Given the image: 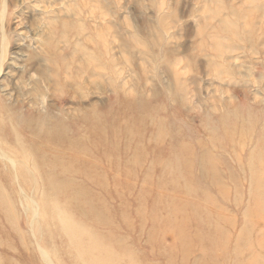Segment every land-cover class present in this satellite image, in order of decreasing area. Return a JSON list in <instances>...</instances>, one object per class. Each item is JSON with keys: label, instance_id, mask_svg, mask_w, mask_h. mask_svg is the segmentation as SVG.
<instances>
[{"label": "rangeland", "instance_id": "1", "mask_svg": "<svg viewBox=\"0 0 264 264\" xmlns=\"http://www.w3.org/2000/svg\"><path fill=\"white\" fill-rule=\"evenodd\" d=\"M96 52L100 62L89 63V57ZM130 97L163 107L158 118L170 121L173 135L180 128L195 150L201 144L211 148L215 131L218 138L222 137L223 118L225 125L231 127L236 121L238 128L242 127L241 118L252 116L253 121H264V0H0V118L13 126L29 147L44 151L25 129L28 125L59 124L69 137L82 136V127L92 121V116L110 123L112 113L119 108V98ZM248 111L253 114L248 115ZM263 125L254 130L256 136L250 142L235 146L234 152L212 149L214 155L225 159L216 171L221 178L218 187L226 196L218 197L215 187L205 181L195 183V200L191 199L193 193L183 189L181 200L188 206L208 208L212 205L209 199L214 197V201L226 205L225 215L231 219L226 226L219 225V233H208L206 222L211 215L188 220L183 215L180 219L174 217L169 230L175 228L176 233L179 226L185 229L181 240L188 244L175 246L171 232L157 234L148 224L138 229V218L132 215V230L140 242L137 248L148 260L153 264H264V200L257 192L260 185L256 184L259 187H255L258 190L251 199L254 206L247 198L253 188L251 176L264 182V168L247 173V167L241 168L234 161L242 159L245 166L244 160L250 155L257 160L264 158L260 149ZM41 131L39 128L38 134ZM6 149L15 152L14 145L0 144V150ZM119 151L124 153L123 149ZM14 157L13 170L20 165L33 169L27 158L15 153ZM119 163L117 172L124 175L127 166ZM129 170L134 174V180H130L136 185V198L138 190L146 185L142 178L145 169ZM229 170L237 180L230 179ZM154 175L160 177L161 173L154 171ZM7 181L17 196L14 227L27 235L37 250L41 242L32 236L33 216L26 207L30 191L19 192L22 187L15 185L17 176L13 184ZM151 190L152 194L157 190L155 184L148 192ZM238 194H242L244 202L235 210L231 205L239 199ZM143 200L146 208L153 203ZM247 206L250 211L245 216ZM190 225L199 233L195 234ZM148 235L157 239L152 247H160L162 256H156L158 252L150 246ZM213 236L215 241L228 236L227 247L213 246ZM9 240L13 248L18 247L17 240ZM19 254L9 256L16 259ZM39 258V264H45Z\"/></svg>", "mask_w": 264, "mask_h": 264}, {"label": "bare ground", "instance_id": "2", "mask_svg": "<svg viewBox=\"0 0 264 264\" xmlns=\"http://www.w3.org/2000/svg\"><path fill=\"white\" fill-rule=\"evenodd\" d=\"M88 61L98 64L100 56L97 52L93 53ZM118 102L119 108L111 115L112 123H107V120L100 116H92V121L82 127V136L69 137L66 129L59 124H44L43 126L34 124L25 127L32 139L40 142L44 151L29 147L20 138L17 130L0 118V144L15 146V152L7 149V151L0 150L3 154V159L0 161V264H39V257H42L45 264H153L146 258L145 253L137 248L140 242H137L136 231L132 230L134 227L133 224L131 225L133 216V218H138V225L140 224L138 229H142L144 225L148 224L157 234L167 230L171 232L175 246L183 244L186 247L188 244L181 240V236L186 234L185 229L180 230L179 226L176 233L175 228L169 230L174 217L180 219L183 215L188 220L190 217L199 215H211L207 217L206 222L208 233L211 235L213 230L215 233L221 230L219 225L226 226L231 217L225 215L226 205L214 201L215 197L207 196L212 198L209 199L212 205L203 209L198 205L201 207L199 209L195 204L188 206L187 202L181 200V194L183 189H187L185 191L193 193L191 199L195 200L198 197L195 193V183L205 181L215 187L218 197L226 196L227 194L218 187V180L221 178L216 171L218 166L225 164V159L214 155L212 149L234 152L235 146L248 143L251 138L256 136L254 130L259 125H263L264 121L258 119V121L255 119L253 121L250 119L252 116L246 120L241 118L238 122L242 127L238 128L236 121L230 127L225 125V118H223L221 121L223 124L222 137L218 138L215 131L212 136L211 148L201 144L199 150H195L190 146L178 126L175 128L179 130L175 131L176 133L173 135L174 128L170 125L171 123L169 124L170 121L164 122L158 118L163 107L152 106L143 98H119ZM236 114L240 115L239 112ZM252 114V111H248V115ZM39 128L42 129L41 134H38ZM243 132L245 135L242 134ZM121 149L124 150V153L118 154ZM260 149L264 151V142L260 145ZM14 153L31 161L33 169L20 165L16 171L13 170L12 165L16 162ZM116 160L124 164L123 167L127 166L124 175L118 173L120 172L117 168L119 162ZM234 161L241 168L247 167V173L264 168V158L257 160L252 155L244 160L245 166H243L242 159H234ZM5 166L10 168L7 169ZM129 168L145 169L142 178L146 185L138 190L139 194L136 198H134L133 190L136 185L130 180L131 178L134 180V174ZM31 170H34L35 173ZM154 171H157L158 175L161 173L160 177L157 176L158 179H156ZM231 171L229 170L230 179L237 180V175L235 176ZM15 175L17 176L15 185L22 187L19 192L26 190L31 194L30 202L26 204V207L33 216L32 236L41 242L40 246H37V250H34L30 238L17 231L13 224L16 218L15 199L17 196L7 180L12 181L13 184ZM120 180H125V182ZM251 183L253 188L247 198L253 199L254 190L259 187L256 186L258 184L260 185V189L257 191L258 196H263L261 200H264V182H259L256 177L251 176ZM153 184L157 190H153L152 194V190L150 192L148 190ZM166 192H171L172 195ZM238 197L239 199L237 198L231 205L235 210H239L244 202L241 201L242 194H238ZM143 198L153 202L152 205L146 208ZM176 200L178 203L175 202ZM202 201L210 202L204 201V199ZM173 202L176 204L173 205ZM262 202L261 204L264 203ZM156 211L161 212L160 216ZM249 211L247 206L244 215L246 216ZM213 217L214 221H211ZM246 221L245 223H247ZM183 225L181 227L184 228ZM190 227L195 234L199 233L197 227L192 228V225ZM187 228L190 230L189 225ZM217 228L220 229L217 230ZM148 236L147 239L152 247L158 241L156 238ZM9 237L19 242L18 247L13 248ZM224 237L223 240L221 238L218 240L217 236L218 241H215V236L210 238L215 244L213 246L217 248L224 246L223 248H225L229 238L227 240V237ZM236 240L239 241L237 238ZM198 241L202 244L199 238ZM247 247L250 248V246ZM152 248L158 252L157 257L164 254L160 247ZM204 249L207 251V248ZM225 251L227 252V249ZM9 253L14 255L21 253L26 259L21 254L17 255L16 259L12 256L10 258ZM213 253L211 252L212 255ZM239 253L241 254V251ZM169 256L168 262L171 263L172 258L170 260ZM221 263L223 262L221 261Z\"/></svg>", "mask_w": 264, "mask_h": 264}]
</instances>
